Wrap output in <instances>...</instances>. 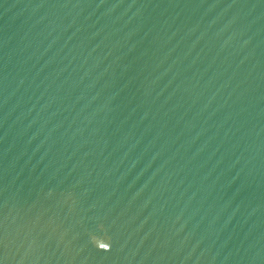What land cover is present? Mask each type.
<instances>
[{"label":"water","instance_id":"95a60500","mask_svg":"<svg viewBox=\"0 0 264 264\" xmlns=\"http://www.w3.org/2000/svg\"><path fill=\"white\" fill-rule=\"evenodd\" d=\"M0 264H264V0H0Z\"/></svg>","mask_w":264,"mask_h":264}]
</instances>
